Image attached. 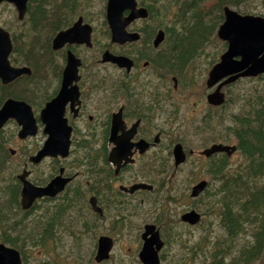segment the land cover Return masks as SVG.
I'll use <instances>...</instances> for the list:
<instances>
[{
  "label": "flooded vegetation",
  "instance_id": "1",
  "mask_svg": "<svg viewBox=\"0 0 264 264\" xmlns=\"http://www.w3.org/2000/svg\"><path fill=\"white\" fill-rule=\"evenodd\" d=\"M84 22L88 21L84 18ZM129 27L130 31H138L141 37L124 43H114L110 38L109 41L99 44L98 40L94 39L93 28L91 46H87L85 43L67 42L64 46L54 49L53 39L59 31L53 36L52 49L57 63L56 72L49 74L50 80L43 105L38 110L34 107L33 109L39 128L37 135L42 130L44 144L48 140L49 134L44 132L45 124L41 121L39 113L48 102L58 95L64 79L67 53L71 50L79 58L81 65L79 66L80 77L77 82L73 83L78 86L79 102L77 101L75 107H72L69 101L65 109V117L72 127L70 151L66 157L58 155L44 158L42 162L47 161L49 171L47 176L42 179L33 177L34 169L42 162L38 165H30L29 157L32 152L23 161V167L30 170L29 179L34 184L40 185L39 187H46L44 185L49 184L58 175L69 179L64 189L54 195H43L36 198L27 209H23L21 206V184L18 206L22 209L23 216L26 215V220L29 222L44 223L45 235L49 234L44 243L47 247L66 249L68 252L76 254L85 236L95 237L96 242L93 245L95 261L100 238L104 236L111 238L113 247L109 258L101 262L96 261L97 264L111 259L118 242L112 232L115 227L125 228L129 218L128 209L134 205L136 198L142 196L140 202L145 203V198L151 197L156 200L161 192L160 188L163 186L162 130L158 128L157 124L160 120L161 87L163 78L170 75L174 81V77L178 75L176 71L188 66L183 63L179 69L166 68V61L163 59L171 51L169 44L171 40L164 39L159 45H155L158 28H155V32L152 31L150 37L146 38L144 37L145 30L149 28L136 27V22ZM107 50L114 55H123L129 58L132 63L131 67L128 69L126 66L121 67L114 62H102V54ZM12 63L14 62L12 61ZM96 64L102 67H98ZM97 69L105 75L108 83L104 84L101 80L103 78L100 79ZM14 81L3 83L0 79L3 85ZM174 88L177 89L175 86ZM208 92L205 94V100ZM10 98L19 99L12 95L3 96L0 99V108ZM118 112H121V118L127 131L136 126V132L131 141L137 143L145 140L149 143V148L140 153L137 146L134 145L132 149L134 162L123 165L116 172L117 167L110 161V155L116 147V143L113 141L116 135L112 133V128L113 117ZM12 125L15 126L14 132L16 131V135L19 137L21 126L14 118H10L0 129V145L9 152L10 158L17 154V151L11 152L12 147H7L5 137V131ZM115 134L121 135L122 130ZM158 134H160V139L156 140ZM30 138L32 137L21 140L25 141ZM194 154L202 156L196 151ZM83 177L85 180L81 181ZM138 182L151 184L153 185L152 189L139 188L130 192V187ZM92 199L96 207L93 206ZM21 209L17 207L15 212H20L19 215H22ZM115 209H117L116 213ZM133 214L135 216L136 212H132L130 216ZM226 218L223 221L224 225ZM102 223H106L109 228L106 232L102 231L103 233L98 234ZM148 224L155 225L154 223L145 224L144 230L140 234L142 240L145 227ZM155 227L163 241L162 248H165L170 242L163 239L161 229L156 225ZM30 234L32 235V232ZM162 248L158 253L160 261L163 258V255H160ZM30 250L26 249L28 254ZM138 256L140 258V252Z\"/></svg>",
  "mask_w": 264,
  "mask_h": 264
},
{
  "label": "trees",
  "instance_id": "2",
  "mask_svg": "<svg viewBox=\"0 0 264 264\" xmlns=\"http://www.w3.org/2000/svg\"><path fill=\"white\" fill-rule=\"evenodd\" d=\"M250 1L169 0V3L166 2L167 15L172 19L171 25L161 24L166 30V39L171 40L170 43L168 42L171 51L163 59L166 61V68L179 69L183 63L189 65L201 51L203 53L205 45L215 37L219 25L224 20V7L241 6ZM158 2L159 0H150L148 4L146 0H142V4L150 10V15L145 21L155 22L157 18L155 5ZM78 6L79 0L28 2L24 20L30 30L22 29L19 36L11 34L14 40L11 58L16 64L31 66L33 72L31 75L17 78L8 85L0 82V99L12 95L26 100L36 110L43 105L50 80L49 74H54L57 67L52 49L53 36L77 18ZM239 12L247 13L245 10ZM146 28L149 29L145 30L144 37L148 38L152 31L155 32V27L146 26ZM15 53L16 55L13 56ZM186 69L187 66L179 71L183 70L184 73ZM19 82L25 88L21 87L19 90ZM38 99L41 101L38 102ZM231 101L235 102L231 98L227 99L224 105L216 107L219 109L214 112L209 111L199 125L193 126V129L195 135L209 132V137L203 136L204 146L218 140L228 142L230 137L236 138L238 149L246 158V162L239 168L230 167V159L226 154L207 160L206 172L211 175V181L218 182L219 185H210L216 187L213 191L208 187L205 192L210 194L207 200L209 207L212 210L218 208L219 215L223 210V215L227 217L225 227L229 236L235 238L236 232L240 233L247 229L245 228L247 223L252 225L253 238L238 250L237 259L233 264H253L264 256V180H262L264 177V83L253 89L251 93L244 91L235 102L239 106V111H227L229 114L224 119L221 110ZM221 129H225L224 134ZM186 137L187 134H184L177 140L185 143ZM9 162V152L0 145V242L19 249L25 260L26 249L29 246L43 247L49 234L45 235L43 222L37 224L33 221L29 222L26 220V215L23 216L22 209L18 206L21 183L17 178V172L20 171V167L14 171ZM166 162L167 159L163 161V167ZM169 199L167 197V200ZM17 207L21 209L22 215H19L20 212H15ZM169 234H172L170 230ZM212 264H225L219 250L214 253Z\"/></svg>",
  "mask_w": 264,
  "mask_h": 264
},
{
  "label": "rangeland",
  "instance_id": "3",
  "mask_svg": "<svg viewBox=\"0 0 264 264\" xmlns=\"http://www.w3.org/2000/svg\"><path fill=\"white\" fill-rule=\"evenodd\" d=\"M149 1L146 0L147 3ZM139 2L142 4V0H139ZM166 2L169 3V0H159L155 5L157 13L155 22L151 20L139 21L136 27L163 28L164 25H161L162 23L171 25L172 19L167 15L166 8L168 3ZM106 4L107 0H79L77 11L79 12L77 17L82 15L86 21L93 25L94 39L98 40L99 44L110 40L106 22ZM232 7L238 11L245 10L247 13L244 14L264 15V0H251L250 3ZM17 15L18 13L13 4L4 3L0 6V24L10 31L12 35L16 34L19 36L22 29L29 31L30 28L25 20L22 23ZM225 49V42L215 33V37L205 45L203 53L200 54L202 51L199 53L200 55L187 66L184 73L183 70L176 71L180 75H177L179 80L177 89L174 88V82L170 75L163 78L161 87L162 99L159 100L160 120L157 122L158 128L162 130L161 161L163 186H161V192L156 200L148 197L145 198V203H141L140 200L143 197L136 198L134 205L128 209L129 218L125 228L119 229L115 227L112 232L118 242L111 259L101 264H143L138 254L143 243L140 234L147 223H154L161 229L162 238L170 242L160 251V255H163L161 264H212L214 262V253L218 250L222 254L223 263L233 264L237 259L238 250L252 240L254 229L250 223L246 224L245 228L247 229L245 231L236 232L235 238L228 235L223 224L226 216L223 215V210L219 215L217 213L219 212L218 208L212 210L209 207L210 204L207 201L208 197H210L209 193L204 192L197 198L190 196L192 186L201 179L210 180L211 185H219L218 182L211 181V175L206 172L207 162L205 159L194 154L189 156L185 163L175 168L172 156L173 145L177 142H182L188 150L195 149L199 151L206 147L204 146L203 136L209 137V132L203 135H195L193 126L199 125L204 115L208 114L209 111L214 112L219 109L210 107L205 100V94L208 91L206 79L210 68ZM15 55L16 53L13 56ZM96 66L102 67L99 64H96ZM96 71H98L100 79L103 78L101 80L104 84L108 83L105 75L100 73L99 69ZM263 83L264 75L261 78H245L235 85L225 87L224 91L227 94V99L231 98L236 102L244 91L251 93L253 89L260 87ZM21 87L23 86L19 82L18 89ZM41 99H38V102ZM235 102L231 101L225 108H222L221 115L224 119L229 114L227 111H239V106ZM14 129L15 126H9L5 131V137L7 147L17 150V154L10 158L9 162V165H12V169L15 171L20 166L22 169L23 161L27 155L36 151L43 144V133L41 130L37 136L22 141L16 135ZM221 132L224 134L225 129H221ZM184 134H187L185 143L178 141L177 138ZM216 142L237 144V139L230 137L228 142L223 140ZM210 144L208 143V145ZM166 159L167 162L165 167H163V161ZM245 162L246 158L240 150L230 157L231 168H239ZM48 171L49 165L47 161H44L34 169L33 177L42 179L47 176ZM84 180L85 177L81 181ZM262 180H264V177H262ZM215 187L209 186V190L213 191ZM167 197L170 199L167 200ZM193 208L202 213L201 223L196 226L184 223L180 218L186 210ZM132 212H136V215L130 216ZM108 228L106 223H102L98 234L103 233L102 231L106 232ZM169 230L174 236L169 234ZM95 242V237L85 236L76 254L68 252L66 249L51 248L45 245L43 247L32 246L23 264H97L94 259L93 245ZM263 262L264 256L253 264H263Z\"/></svg>",
  "mask_w": 264,
  "mask_h": 264
},
{
  "label": "water",
  "instance_id": "4",
  "mask_svg": "<svg viewBox=\"0 0 264 264\" xmlns=\"http://www.w3.org/2000/svg\"><path fill=\"white\" fill-rule=\"evenodd\" d=\"M29 0H0L14 4L18 11L19 19L22 20L27 12V3ZM128 12V14H125ZM148 8L139 6L137 0H108L106 17L112 34V41L124 43L126 41L137 40L140 38L138 32H129L127 27L136 19L147 18ZM92 26L83 23L80 17L70 28L57 34L53 40L54 49H58L69 43H85L91 46ZM220 39L228 42L227 50L221 55L209 72L206 81L209 88L218 86L213 92L207 95V101L211 105L219 106L225 101L223 86L230 84L240 77H255L264 74V16L254 14H241L235 9L225 7L224 22L218 30ZM165 38V32L160 30L155 38V45H159ZM13 49V43L9 31L0 26V79L3 83H9L23 74H31V69L27 66L15 67L10 63L9 55ZM103 62H114L121 67H131V61L125 56H116L110 51H105L102 55ZM81 61L75 54L69 50L67 53V64L64 70V79L58 95L48 102L41 110L40 119L45 124V133L49 134L48 140L39 149V151L30 157L33 163L41 162L47 156L66 157L70 151L72 127L65 117V109L70 101L71 106L75 107L79 102V90L74 82L79 79V66ZM176 86V85H175ZM17 120L21 129L19 137L25 139L28 136H35L38 132L37 119L32 110V106L24 100L8 99L0 108V129L10 119ZM112 133L116 135L114 142L116 147L110 155V161L116 165V172L130 162L132 158L133 146L136 145L140 153L149 148V143L141 140L137 143L131 141L136 132V126L133 129L126 130L121 118V112L113 117ZM122 130L121 135L115 134ZM159 135L156 140H158ZM237 149L236 145L223 143H213L205 148L201 153L210 157L215 153L225 152L232 155ZM14 152V151H13ZM192 152V151H191ZM174 163L178 167L186 160V152L181 143L175 145L173 149ZM30 172L24 170L19 175L23 187L21 191V203L24 209L29 208L34 200L43 195H54L64 189L69 179L62 175L56 176L46 187H39L33 184L29 179ZM208 185L207 180H201L196 183L191 190V195L197 197ZM152 189V185L136 183L129 189L134 192L136 189ZM127 189V188H126ZM94 207L95 202L92 199ZM181 219L190 224H197L201 219V214L196 210L188 211L182 214ZM143 248L140 252V258L144 264H160L159 250L163 246L159 231L155 225L148 224L143 233ZM113 247V241L109 237H101L96 255V261L101 262L108 259ZM21 256L18 250L9 247L3 243L0 244V264H21ZM264 264V263H263Z\"/></svg>",
  "mask_w": 264,
  "mask_h": 264
},
{
  "label": "bare ground",
  "instance_id": "5",
  "mask_svg": "<svg viewBox=\"0 0 264 264\" xmlns=\"http://www.w3.org/2000/svg\"><path fill=\"white\" fill-rule=\"evenodd\" d=\"M264 173V172H263Z\"/></svg>",
  "mask_w": 264,
  "mask_h": 264
}]
</instances>
